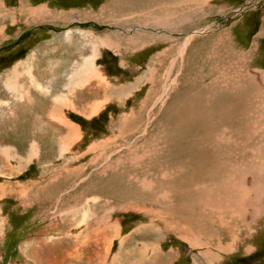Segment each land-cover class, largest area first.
<instances>
[{
  "label": "rangeland",
  "instance_id": "obj_1",
  "mask_svg": "<svg viewBox=\"0 0 264 264\" xmlns=\"http://www.w3.org/2000/svg\"><path fill=\"white\" fill-rule=\"evenodd\" d=\"M149 7L177 17L137 23ZM83 59L92 76L65 93L92 113L28 84L64 90ZM0 167V264H264V0H0ZM31 172L38 199L13 198Z\"/></svg>",
  "mask_w": 264,
  "mask_h": 264
},
{
  "label": "crops",
  "instance_id": "obj_2",
  "mask_svg": "<svg viewBox=\"0 0 264 264\" xmlns=\"http://www.w3.org/2000/svg\"><path fill=\"white\" fill-rule=\"evenodd\" d=\"M39 7H45V10H46V12H48V11H51V10H49V9H47L48 7L47 6H45V5H41V6H39ZM147 8V7H146ZM158 10H157V12L154 10L153 12L151 11L152 9H151V7H149V9H148V11H147V9H144L143 11H145V12H143L142 13V18H141V20L139 19V17H137V19H138V22L137 23H142V24H144V25H149L150 26V23H152L153 25H155V26H158V22L159 21H163V24H166L167 22H172L171 21V17H172V15H174L175 13H171V12H163V10L161 9V8H158V7H156ZM48 10V11H47ZM116 10H118V7L117 6H114L113 7V5L111 4V7H110V15H111V20H119V21H121L122 23L123 22H126V21H128L129 20V18L126 16V18H123L122 16V18H120V16L118 17V14H119V12H117ZM55 12V11H54ZM128 12H129V10H128ZM159 12H160V17H157V16H152L151 15V13H154L155 15H158L159 14ZM130 14V13H129ZM32 15H33V18H34V22L35 21H37V19L38 20H41L40 19V14H39V11H38V7L35 9V10H33L32 11ZM58 15H61L60 13L58 14ZM58 15H54V16H56L55 18L56 19H59V18H61L60 16H58ZM122 15H126L124 12L122 13ZM86 15H80V20H79V18L77 19V20H69L67 23H82V21H84L83 19H84V17H85ZM130 16V15H129ZM175 16H176V14H175ZM118 17V18H117ZM132 17H133V15H132ZM131 17V18H132ZM161 17H164V20H162L161 19ZM177 17V16H176ZM175 17V18H176ZM51 18H52V20L53 21H56L55 19H54V17L53 16H51ZM155 19H158L159 21L156 23L154 20ZM181 19H182V17H181ZM76 21V22H75ZM33 22V21H32ZM128 23V22H127ZM124 24V23H123ZM129 24V23H128ZM52 25H54V24H52ZM129 27V26H128ZM112 28V27H111ZM70 31V32H69ZM69 31H67L66 33H65V38H67L68 36H69V34H70V36L72 35V33H73V31H71V30H69ZM76 32H78V34L79 35H81V36H83V37H85V40L87 39L86 38V36H88L87 35V32H83V31H76ZM83 33V34H82ZM69 36V37H70ZM132 39H134V37H132V38H130L129 39V45H133V43L131 42V40ZM147 41L146 40H144L143 42H142V44L141 45H145L144 43H146ZM128 43V42H127ZM99 44H101V38L99 39V43H98V45L97 46H99ZM140 45V46H141ZM100 46H102V44L100 45ZM142 46V47H143ZM111 47H112V45H111ZM93 54V53H92ZM91 54V55H92ZM89 56H87L85 59H87ZM99 57V56H98ZM97 58V57H96ZM96 58L94 59L95 60V63H96ZM84 60V59H83ZM83 60H82V62L80 63V64H77V63H75V66L76 67H72L71 68V70L70 71H67V73H66V80H65V85H64V90H57L56 89V92L55 93H52L51 92V87L50 86H52L51 85V83L50 82H46V81H43V80H40L37 76L35 77L33 74H32V70H31V76L35 79V81H34V83L35 84H37V82L39 83V84H42L43 86H46V87H43V86H41V85H39V86H37V87H35L32 83H30V81L28 80V84L34 89V90H36L37 92H38V94H40V95H42V96H48V97H52L51 99H52V104H53V110L55 111L56 109L58 110V105L56 104V99H58V98H62V100H60L61 101V103H63L64 102V104H66L67 106L66 107H69L68 109L69 110H73L75 113H76V115H86V114H89V113H92V112H94L95 110H94V105H96V106H99L100 104H98V101H97V99H93V100H87V101H84V104H78L77 102H76V104H70L69 103V101H68V97H67V93H65L66 91L67 92H70V91H74V89L75 88H77V89H79V87L80 86H82V84L83 83H86L87 82V80L92 76V71L94 70V66L92 65V64H90L89 63V61L90 62H93V61H91V60H86L85 61V63H88V67H85V68H83L82 69V71L85 73V75H86V73H87V75H86V77H84V79L83 80H81L80 82H81V84L80 85H78L77 87H75L76 86V82H77V78H79L78 76L79 75H77V73H78V70H80V68H81V66L82 65H84L85 63L83 62ZM17 72H18V70L16 69L15 70V74H17ZM83 72H80V73H83ZM11 73H12V71H11ZM10 73V75H12ZM21 73H24V71H21ZM76 74V75H75ZM73 75H75V76H73ZM15 76V75H14ZM72 76L74 77V78H72ZM77 80H76V79ZM94 78H96V80H99V81H102L101 80V76L100 77H96V76H94ZM76 81V82H75ZM7 84H6V87L8 86V82L7 81H5ZM19 82V81H18ZM20 83V82H19ZM14 84V89H15V91H10L9 89H8V87H7V89L6 90H8V91H10V92H12L11 94H12V96L14 97V100L16 99L17 100V97H16V95H14V94H17L18 93V91H19V88L17 87V85L15 84V82L13 83ZM74 88H73V87ZM73 89V90H72ZM25 91L27 92V94H28V91L25 89ZM9 94V93H8ZM67 94V95H66ZM60 96V97H59ZM72 96H74V94L72 95ZM80 95H76V97L75 98H77V97H79ZM28 97H29V95H28ZM30 98V97H29ZM78 101V100H77ZM26 104L27 105H29L30 107H32V106H34V104L32 103V100H31V98L29 99V100H27L26 101ZM56 105H57V108H56ZM87 105H89V106H87ZM91 106H93V107H91ZM65 107V106H64ZM54 111H52V112H54ZM69 112H71V111H69ZM70 120V119H69ZM71 123H73V122H71ZM73 124H75L76 125V127H79L78 126V124L77 123H73ZM74 125V126H75ZM62 127H64L66 130H67V136L65 137V139H64V137H61V139H60V141H59V143H56V144H59V147H58V149L60 150V151H62V149H66V146H67V144H69L70 142H72V140L76 137V133H77V131H76V129H74L72 126H70V125H68V124H64ZM22 118H21V124H20V128H19V132H22ZM44 130L42 129V131H40L39 133L40 134H42L44 137H46L45 138V141H48V142H50L51 140H49L50 139V135H51V132H49L48 130L46 131V132H43ZM17 133L18 131H13V133ZM53 132H54V130H53ZM70 132V133H69ZM62 134H65V133H62ZM69 138V139H68ZM65 141H66V143H65ZM44 142V140L42 141V143ZM53 145H55V144H53ZM52 145V146H53ZM34 147V150L36 149L35 148V146H33ZM49 149V148H48ZM4 152H6L5 154L10 158H14V159H16V157H15V155H10L9 154V152L8 151H4ZM8 152V153H7ZM21 157H22V155H20ZM33 160V159H32ZM39 161H42L43 162V159H38ZM38 165H39V169H42L41 167V165H40V163L38 162ZM34 165H32L31 167H33ZM30 167V168H31ZM38 172V171H37ZM3 173V171H2V167H0V174H2ZM38 181H43V176H40V175H38L37 176V174L36 173H34V174H32V172H31V175L29 176V177H27L25 180H19L18 179V181H17V183L16 184H19L18 185V189L19 190H21V192L22 191H24L25 193H23L25 196H22V197H18L17 195H19V194H17L16 196H13V198H15V199H21L22 201L23 200H31V199H35V198H37L38 199V197H39V193L40 192H37V191H39V190H37V191H33L30 195H28V193L30 192V191H27L26 190V188L28 187V190H29V186H30V184H31V186L34 188V184H35V182H36V184H37V182ZM60 183H62V182H60ZM0 184H3V182H0ZM0 188L1 189H5L6 190V188L5 187H3V186H0ZM14 188H15V186H14ZM9 189H13L12 187H9ZM38 189V188H37ZM19 192V191H18ZM6 193H4V194H2V195H0V197L1 196H3V195H5ZM39 201H42V200H39ZM40 207H43L44 206V204L42 205L41 203H37ZM38 209H40V208H38ZM43 210V209H42ZM3 222V224L5 223L4 222V220L2 221ZM1 224V223H0ZM0 233H1V229H0ZM105 238H108V236H106ZM25 242V241H24ZM36 245V244H35ZM81 248V247H80ZM21 249V248H20ZM30 249V248H29ZM29 249L28 250H26V251H24V252H26V254L28 255V253H29ZM63 251L64 252H68V253H71V249L70 248H65V247H63ZM22 251V250H21ZM210 254H211V251L209 252ZM66 256V258L67 259H65L67 262L68 261H70L72 258H70L69 256H67V255H65ZM82 256V255H81ZM81 256H79V257H81ZM96 258H98V257H96L95 256V261L98 263V264H101V262L102 261H100L99 262V260H100V258H98L99 260H97ZM118 258H119V256H114L112 259L113 260H111V262H110V264H113L112 263V261H114V262H116L117 260H118ZM205 258H209V257H205ZM91 257L88 259V264H91ZM52 261H54L55 263H53V264H57V258L55 257ZM32 263H33V261H31ZM239 262V261H238ZM79 262H76V263H74V264H78ZM81 263V262H80ZM85 263V262H84ZM84 263H81V264H84ZM68 264V263H67ZM236 264H239V263H236Z\"/></svg>",
  "mask_w": 264,
  "mask_h": 264
},
{
  "label": "bare ground",
  "instance_id": "obj_3",
  "mask_svg": "<svg viewBox=\"0 0 264 264\" xmlns=\"http://www.w3.org/2000/svg\"><path fill=\"white\" fill-rule=\"evenodd\" d=\"M44 9V8H43ZM48 11V10H47ZM48 13V12H47ZM176 17V16H175ZM172 18V17H171ZM101 44H102V46H105L106 44L104 43V41L103 40H101ZM101 44H99V46L101 45ZM105 44V45H104ZM101 46V47H102ZM93 55V54H92ZM90 60V59H89ZM84 61V60H83ZM84 63H85V61H84ZM89 63L90 64H92L93 66H94V63H92V62H90L89 61ZM85 67H88V63H85L84 65H82L81 66V68H80V70H78V73H77V75H79L78 77L79 78H75L76 80H77V82H76V86L75 87H77L78 85H80L81 84V80H83L84 79V77H86V75H87V73H86V75H85V73L82 71V69L83 68H85ZM15 70H16V68L12 71V75L11 76H13L14 77V75H15ZM28 71V70H27ZM80 72H83V73H80ZM76 75V74H75ZM75 75H73V76H75ZM72 76V78H74ZM9 79H11V78H9ZM10 81V80H9ZM9 84H8V89L10 90V91H15V89H14V84H12V83H10V82H8ZM39 85H41V86H43L42 84H39L38 82H37V84H35L34 83V86L35 87H37V86H39ZM43 87H46V86H43ZM73 87V86H72ZM74 88V87H73ZM73 90V89H72ZM25 97V96H24ZM60 97V96H59ZM60 100H62V98H58V99H56V104L59 106H61V105H66V104H64V102L63 103H61V101ZM57 105H56V108H57ZM67 106V105H66ZM65 106V107H66ZM96 108H97V106H95ZM60 108V107H59ZM95 109V108H94ZM57 110V109H56ZM64 110V109H63ZM59 111V110H58ZM61 111V110H60ZM70 133V132H69ZM65 139V138H64ZM69 139V138H68ZM65 143H66V141H65ZM198 151H201V150H198ZM62 152H65V149H62V151H61V153ZM8 153V152H7ZM204 153V152H203ZM203 156H206V155H203ZM206 158V157H205ZM136 162V161H135ZM131 177V176H130ZM242 193V192H241ZM237 194V193H236ZM239 196V195H238ZM128 205V204H127ZM225 207V206H224ZM220 208H221V206H220ZM1 226V225H0ZM103 234H105L106 232H107V230L106 229H103ZM101 232V233H102ZM31 242H32V239H29V240H27V241H25V242H23V246H24V249L26 250V249H28V247L31 245ZM142 254V253H141ZM93 260V259H92ZM94 262V261H93Z\"/></svg>",
  "mask_w": 264,
  "mask_h": 264
},
{
  "label": "water",
  "instance_id": "obj_4",
  "mask_svg": "<svg viewBox=\"0 0 264 264\" xmlns=\"http://www.w3.org/2000/svg\"><path fill=\"white\" fill-rule=\"evenodd\" d=\"M248 6H250V4H249V5H246V6H244V7H242V8L239 9L237 12H240L243 8H247Z\"/></svg>",
  "mask_w": 264,
  "mask_h": 264
}]
</instances>
